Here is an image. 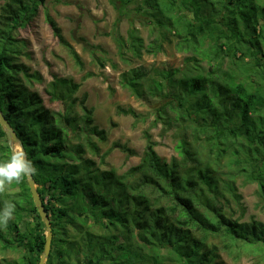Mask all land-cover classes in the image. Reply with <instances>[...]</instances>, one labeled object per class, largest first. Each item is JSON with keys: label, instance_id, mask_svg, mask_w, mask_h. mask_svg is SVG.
Masks as SVG:
<instances>
[{"label": "trees", "instance_id": "obj_1", "mask_svg": "<svg viewBox=\"0 0 264 264\" xmlns=\"http://www.w3.org/2000/svg\"><path fill=\"white\" fill-rule=\"evenodd\" d=\"M109 1L131 25L126 40L112 33L125 60L157 55L167 43L187 53L181 66L134 65L120 74V85L149 110L118 105V113L137 124L153 117L140 163L122 174L97 163L108 134L95 122L88 93L78 95L81 84L52 73L44 88L34 89L45 78L20 60L30 54L29 42L17 32L47 0H0V110L36 168L51 218L46 264H213L216 249L206 247L211 235L236 245L239 237L253 241L246 231L264 229L224 213L214 174L230 156L245 179L257 183L264 209V0ZM44 11L54 36L65 43L57 21ZM139 18L151 30L148 39L135 25ZM86 47L98 68L105 67L107 50ZM152 127L171 134L177 156L161 157ZM10 155L0 124V162ZM5 201L16 209L0 227V245L23 249L21 263L39 264L46 225L27 177L6 186L0 210Z\"/></svg>", "mask_w": 264, "mask_h": 264}, {"label": "rangeland", "instance_id": "obj_2", "mask_svg": "<svg viewBox=\"0 0 264 264\" xmlns=\"http://www.w3.org/2000/svg\"><path fill=\"white\" fill-rule=\"evenodd\" d=\"M44 9L57 21L65 43L54 36L52 28L45 20ZM135 25L140 28L144 38L148 39L150 28L143 25L140 18ZM130 27L127 17L109 0H47L34 21L17 32L19 37L26 38L29 42L26 50L30 54L21 55V62L31 66L45 78V83H36L34 89L44 88L53 79L52 73H55L79 82L81 88L78 95L88 93V104L96 110L95 122L106 129L108 134V139L101 144V156L96 157L97 163L100 167L113 169L118 174L140 163L147 142L144 130L149 128L153 119L151 117L147 122L137 124L132 116L118 113V105L130 106L144 112L149 110L148 105L138 99L130 89L120 85V74L134 65L181 66L187 54L179 51L174 44L167 43L165 50L157 55L144 53L141 58L130 55L131 58L125 60L119 53V42L112 33H117V36L120 35L126 40ZM86 43L100 45L107 50L110 60H107L105 67L98 68ZM74 53L80 56L83 66L79 65ZM150 132L157 141L156 149L163 159L170 160L177 156L175 142L170 133L161 134V127H152ZM116 144L126 145L135 153L125 152ZM218 166L214 174L220 178L219 187L223 194L220 199L224 213L240 223L254 221L264 225V209L257 183L247 181L240 173L239 165L231 164L230 156L222 158ZM227 183L231 184L233 190L228 188ZM45 233L47 235L46 227ZM245 234L253 241H245L239 237L237 240L240 241L236 245L230 244L231 241L225 236L211 235L206 247L216 249L218 257L213 264H264V229L257 232L246 231ZM22 250L14 247L5 249L0 245V264H9L15 260L21 263Z\"/></svg>", "mask_w": 264, "mask_h": 264}, {"label": "clouds", "instance_id": "obj_3", "mask_svg": "<svg viewBox=\"0 0 264 264\" xmlns=\"http://www.w3.org/2000/svg\"><path fill=\"white\" fill-rule=\"evenodd\" d=\"M11 155L8 160L0 162V194L6 191V186L14 181L19 183L25 177L31 178L36 173V168L28 159L20 140H10ZM16 204L5 201L3 209L0 210V227H7L8 222L13 219Z\"/></svg>", "mask_w": 264, "mask_h": 264}, {"label": "water", "instance_id": "obj_4", "mask_svg": "<svg viewBox=\"0 0 264 264\" xmlns=\"http://www.w3.org/2000/svg\"><path fill=\"white\" fill-rule=\"evenodd\" d=\"M0 124L2 125V127L4 128V130L6 132V136H7V140H8L9 145H10V140H17V139L20 140V138L18 137L19 135H17V133L14 130V128L12 127L10 121L5 117V115L3 114V112L1 110H0ZM23 149H24V147H23ZM24 151H25V149H24ZM28 183H29V186L31 189V193H32V197L34 199L35 205L37 206L39 214H40L42 220L44 221V223L46 225V229H47V235H46V243L47 244H45V249H44V251L40 257V260H39V264H46V261L48 259V256H49V254L51 252V248H52V239H53L52 222H51L50 215H49V213L45 207V203L42 200L41 194L38 191V184H37L34 176H32L31 178H28Z\"/></svg>", "mask_w": 264, "mask_h": 264}]
</instances>
